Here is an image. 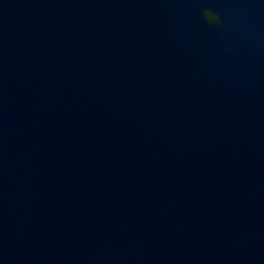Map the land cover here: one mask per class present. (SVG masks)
Returning <instances> with one entry per match:
<instances>
[{"label":"water","instance_id":"water-1","mask_svg":"<svg viewBox=\"0 0 264 264\" xmlns=\"http://www.w3.org/2000/svg\"><path fill=\"white\" fill-rule=\"evenodd\" d=\"M0 264H264V0H0Z\"/></svg>","mask_w":264,"mask_h":264}]
</instances>
